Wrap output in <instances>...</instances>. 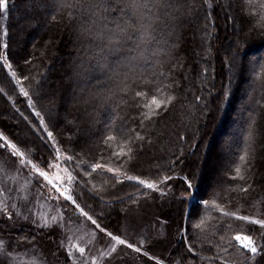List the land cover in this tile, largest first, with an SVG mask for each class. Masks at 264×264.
<instances>
[{
    "label": "trees",
    "instance_id": "obj_1",
    "mask_svg": "<svg viewBox=\"0 0 264 264\" xmlns=\"http://www.w3.org/2000/svg\"><path fill=\"white\" fill-rule=\"evenodd\" d=\"M195 8L198 11L185 19L175 37L169 39V44L175 41V58L161 57L162 66L156 69L168 74L164 83L173 85L168 93L174 94L177 99L168 112L145 121L143 126L140 124L143 109L139 107L142 101L135 97V92L147 91L150 87L144 80L151 79L154 58L142 64L143 80L137 78L135 83L129 81L130 87L126 93L121 92L111 102L100 104L92 96L97 88V79L107 81L101 86L103 88L116 89V83L100 76L98 71H93L87 79H74L72 63L77 55V34L73 27L64 17L51 20L49 14L39 11L36 6L29 11L26 0H10L9 15L5 17L0 14V55H6L20 75L35 77V80L30 79L24 84L30 94L36 87V80L43 85L37 110L41 111L62 150H69V154L83 149L88 155L82 153V158L91 159L93 155H99L103 138L109 134L121 137L125 133L134 136L139 132L145 136L144 150L125 167L130 174L141 178L155 179L158 171L161 177L171 175L173 179L170 182L177 189L175 192H183L185 196L196 192L198 200L208 201L207 206L201 203L199 207H193L195 201L187 198L173 202L175 216L172 221L175 229L172 232L174 236L177 235L182 217L187 221L190 211L195 214L192 216L194 223L203 219V232L194 229L189 232V240L198 255L187 252V242L182 236L175 245V252L183 264L189 259L194 264H212L200 257L215 254L216 249L212 244L219 235L213 236L215 226L220 220L227 219L215 209L213 201L227 211H239L242 215L255 216L258 210H264V87L257 80V73L264 64V21L261 20L264 0H195ZM186 28L192 31V41L183 34ZM234 29L238 34L235 40L237 44L229 51L232 57V62H229L224 54L227 44L233 39L229 34ZM5 30L7 35H4ZM164 31L167 30H158V39L166 38L161 34ZM53 34H58L60 44L46 49L45 44L49 42L47 37ZM258 36L263 39L254 43ZM4 44L8 45L6 49ZM128 54L127 51L112 53L108 60L115 65L116 61ZM247 54H252V57L248 58ZM244 55L248 58L250 76L241 62ZM94 65L95 61H92L88 67L93 68ZM261 76L264 78V74ZM237 91L239 97L236 96ZM196 96H200L201 100L197 101ZM33 99L37 98L34 96ZM55 100L56 103H53ZM20 113L28 120L23 119ZM6 124L18 127V132L20 129L26 130L30 138H22L18 132L16 135V131L11 132ZM224 124L228 127L223 142L225 152L217 154L213 151L209 135L215 129L222 130ZM0 130L20 146L27 144L32 150L33 159L50 156V146H45L42 140L45 133L39 127L37 118L27 107L26 98L19 95V86L2 67ZM246 149L248 171L245 174L251 187L247 193H241L238 186L243 182L231 181L229 177L234 175L238 157L245 154ZM207 152L212 160H216L215 164L208 165L203 171L199 165ZM171 161L176 163L169 170ZM184 177H188L193 184L191 190L187 189ZM90 179L97 189H103L100 194L104 196V202H99V196L89 197L87 194L78 202L91 204L97 212L103 210L106 216L103 222L109 227L119 223L115 209L117 205L132 203L149 193L142 188L138 191L131 182L113 189L110 186L113 182L111 174L106 172L98 171ZM106 180L109 181L107 185L104 183ZM92 184L88 187L91 188ZM233 188L237 190L232 191ZM145 215L157 217L152 212H145ZM1 227L5 229L8 224H1ZM21 230L25 234L31 232L28 228ZM12 231L20 232L17 227ZM235 231H244L257 238L261 234L258 226L233 220L231 232ZM193 233H197L199 239L193 241Z\"/></svg>",
    "mask_w": 264,
    "mask_h": 264
},
{
    "label": "snow or ice",
    "instance_id": "obj_2",
    "mask_svg": "<svg viewBox=\"0 0 264 264\" xmlns=\"http://www.w3.org/2000/svg\"><path fill=\"white\" fill-rule=\"evenodd\" d=\"M26 3L29 11L32 6H36L39 11L49 14L51 20L55 21L57 17H64L73 27L77 34V55L72 63L74 79H87L93 71H98L100 76L116 83V89L103 88L101 86L107 81L97 79V88L92 96L100 104L111 102L121 92L126 93L130 87L129 81L135 83L137 78L143 80L144 74L141 66L150 58H154L151 79L144 80V83L150 87L147 91L135 92V97L142 101L139 105L143 109L141 113L143 119L140 124L143 126L145 121H151L169 111L177 97L168 93L173 85L164 83V80L168 79V74L156 69L162 66L161 57L175 58L173 51L175 41L169 44V39L175 37L177 29L185 19L189 18L194 11H198L195 8V0H26ZM9 12L10 0H0V14L7 17ZM261 20L264 21V16ZM160 29L167 30L161 33L166 37L165 39L157 38V32ZM4 35H7L6 30ZM3 47L6 49L8 45L4 44ZM121 51H127L129 54L116 61L115 65L110 64L109 55ZM92 61H95V65L89 68L88 65ZM0 67L6 69L11 79L19 86V95L26 98L27 107L31 109L32 114L39 120L40 128L46 133V136L42 137L45 146H50L49 158L35 160L27 144L22 147L18 142H13L3 132H0V154L6 152L11 157H15L17 173L26 170L30 177V180L26 179L25 186L21 189L26 193L24 202L28 205L27 211L21 212L16 202L9 204L0 201V218H4L5 222L13 221L14 223L15 215L32 223L41 231L66 229L71 232V234H66L65 239L61 241V248L66 253L69 264H101V258L104 264H108L118 254V249L121 251L127 249L131 253H136L138 257L146 258L143 264H148V262L165 264L163 259L151 251L158 242L155 237L145 232L138 240L132 241L126 235L109 230L108 225L103 222L106 219L103 210L97 212L91 204L85 203L82 206L78 202L85 194L89 197L99 196V202H104V196L100 194L103 189H97L90 179L98 171L111 174L113 182L110 186L113 189L117 185L131 182L138 191L143 188L166 195L161 185L167 188L168 182L173 179L171 175L165 174L161 177L158 171L155 179L141 178L139 175L130 174L125 167V164H131L144 150L145 136L139 132H136L134 136L125 133L121 137L109 134L103 138V148L99 149V155L84 159L82 153L84 156L88 153H84L83 149L81 152L72 151L69 154V150H62L60 142L53 131L49 130L41 111L37 110L36 105L42 96L41 88L43 87L40 81L36 80V87L30 94L24 84L30 79L35 80V77L20 75L13 69V64L6 55H0ZM261 74H264V64L261 65L260 73H257V80L260 86L264 87V78ZM34 96L36 100L33 99ZM195 99L200 101L201 97L196 96ZM16 111L19 112V109ZM20 115L23 116V113ZM23 119L28 120V117L23 116ZM251 135L250 125L249 136ZM247 159L246 149L245 154L238 157L239 163L235 164L234 175L229 177L231 181L243 182L238 186L241 193H247L251 187V184L247 183L248 177L245 174L248 171ZM175 163L176 161L170 162L169 170L174 167ZM157 167L160 168L159 165ZM183 179L187 184V189L191 190L193 188L191 181L188 177ZM104 183L107 185L109 181L106 180ZM89 184H92L91 188L88 187ZM33 186L36 188V194L30 197L28 193L32 192ZM236 190L232 189V191ZM3 191L4 189L0 188V193ZM197 195L196 192L190 193L189 199L195 201L193 207H199L201 203L207 206L208 201L198 200ZM32 199L37 202H53L55 209L62 210L58 211L57 215L42 213L36 216L31 207ZM132 202L137 203L138 200ZM213 204L221 216L227 219L220 220L215 226L213 236L216 237L219 234L216 242L212 244V247L216 249L215 254L212 257H200V259H208L212 264H217V262L218 264H264V210H258L257 215L249 216L239 214V211H227L215 201ZM69 208L73 213H77L79 218H82L81 223L90 222L93 226L90 233L93 238L98 233L107 238L109 250L101 252L99 256L92 257L90 260L85 257L86 246L82 244L89 233L81 228L72 231L68 227L73 222L70 217L64 215ZM12 210L16 211L13 213ZM193 215L195 214L190 211L188 220L181 225V236L187 242V252L198 255L194 251L193 243L189 240V232L193 229L203 232L205 221L201 219L199 223H194ZM233 220L258 226L261 230L260 237L257 238L244 231L231 232ZM128 227L131 225H125V232ZM78 232L81 234L77 235ZM197 239H199L198 234L193 233L192 240ZM34 241L35 236H24L12 245L11 243L5 244L4 240L0 239V264H13L16 249L28 247ZM119 258L124 261V264H134V261L127 255ZM30 264H45V261L42 256L34 255Z\"/></svg>",
    "mask_w": 264,
    "mask_h": 264
},
{
    "label": "rangeland",
    "instance_id": "obj_3",
    "mask_svg": "<svg viewBox=\"0 0 264 264\" xmlns=\"http://www.w3.org/2000/svg\"><path fill=\"white\" fill-rule=\"evenodd\" d=\"M183 34L185 37L189 38V41L194 39L192 37V31L190 28H186ZM237 36L238 34L236 33L235 29L231 34H229V37H232L233 39L227 44L224 54L225 59L229 62H232V57L230 56L229 51H231L237 44L235 41ZM240 37L241 34L239 33V38ZM59 38L60 37L58 34H53L52 36L47 37L49 42L45 44L46 49H51V46L56 47V44H60ZM261 39H263V37H256V39H254V43H257V41ZM252 54H247V57L251 58ZM248 58H246V55H244V57L241 59V62H243V65L245 64V72L250 76L251 71L247 60ZM185 68V71H187L186 65ZM239 95L240 93L237 91L236 96L239 97ZM53 103H56V100ZM37 123L39 125L38 119ZM6 127L11 132L16 131L17 135L18 127L13 128L11 124H6ZM222 127V130L220 128L219 130L215 129L210 133L211 135H209V140H211L210 143L214 146L213 151H216L217 154H223L225 152L223 142L226 138L225 136L228 127L226 124H224ZM0 132L2 131L0 130ZM18 135L22 138H30V134H28L26 130L23 129H20ZM8 138L11 139L10 137ZM209 155L210 153L207 152L205 157L203 156L201 159L199 166L203 171L207 169L208 165L215 164L216 159L212 160ZM46 158H49V156H46L43 159ZM16 168L17 164L15 157H11L6 152L0 154V188L4 189V191L0 193V201H4L5 203L9 204L16 202L20 211L26 212L28 207V205H26L24 202V196L26 193L21 189L25 186L26 179L30 180V177H28L26 170L17 173ZM161 188L164 189L166 195H161L158 191L153 192L151 190L142 188L143 190H148L149 193L139 197L140 199L137 203H131L129 201L117 205L115 209L117 211L119 223L117 226L113 224L108 227L109 230L126 235L127 238L132 241L138 240L142 234L147 232L158 240V242L151 249L154 255L163 259L165 264H183L180 262V258L175 252V245L181 237V226L177 230V235L174 236L173 232L175 227L173 226L174 220L172 221V219H174L175 216V209L173 208V202L179 201L182 197L191 201L189 199L190 195L185 196L183 192H175L177 189L172 182L168 184L167 188H165L164 185H161ZM9 189H11V191H9ZM77 191H79V189H77ZM35 194L36 188L33 186L32 192L28 193V195L30 197H34ZM135 198H137V196ZM84 204L85 203H81L82 206ZM31 207L36 216H39L42 213H51L52 215H57L58 211L62 210L55 209L53 207V202H37L35 199L31 200ZM12 211L14 213L16 210ZM145 212H152V214H156L157 217L155 218L154 216L153 218H149L148 215H145ZM64 215L66 217H70L73 221L70 225H68L72 231H75L77 228H81L84 232L89 233V235L85 236V240L82 244V246H86L85 257L90 260L92 257L99 256L101 252H106L109 250L107 238L103 237V234L98 233L95 238L92 237L90 233L92 232L93 226L90 225V222H87V224L81 223L80 221L82 218H79L77 213H73L71 208H69L68 211L64 213ZM182 218L181 225L185 223V217L183 216ZM5 223L8 224V227H4L5 229L1 227L0 229V239L4 240L5 244L11 243L12 245H15V242L18 239H22L24 236L32 237L35 235V241L32 245L16 249L14 252L15 260L13 261V264H30V260L34 255L42 256L44 258L45 264H69V261L66 258V253L64 252L63 248H61V241L65 239L66 234H71V232L67 231L66 229H57L56 231L44 229L41 231L38 230L32 223L23 220L22 217H16L15 215L14 223L13 221L5 222L4 218H0V225ZM125 225H131V227H128L126 232ZM16 227L20 232L15 233L12 231ZM25 228L30 229L31 232L28 231V233L25 234V232L21 230ZM34 231L35 234H32ZM79 234L81 233L78 232L77 235ZM125 255L131 258L134 261V264H143V261L146 259L138 257L136 253H131L130 250L123 249L121 251L118 249V254L112 261H109L108 264H124V261L120 260L119 257ZM101 264H104L103 258H101ZM148 264H154V262H148ZM185 264H194V262L189 259V262Z\"/></svg>",
    "mask_w": 264,
    "mask_h": 264
}]
</instances>
